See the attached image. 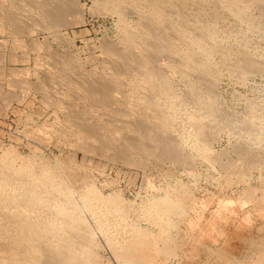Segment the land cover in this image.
Wrapping results in <instances>:
<instances>
[{
	"label": "bare ground",
	"instance_id": "obj_1",
	"mask_svg": "<svg viewBox=\"0 0 264 264\" xmlns=\"http://www.w3.org/2000/svg\"><path fill=\"white\" fill-rule=\"evenodd\" d=\"M95 1L120 16L122 35L115 42L103 41L98 57L84 61L71 53L56 57L43 52L33 37L38 30L64 26L69 12L78 8L77 0H0V31L12 37L0 40V47L8 49L13 65L30 58L34 65L33 81L11 71V92H41L55 106L54 121L29 132L30 138L84 155L79 163L71 153L58 155L53 163L33 150L1 153L0 264H102L103 255L97 257L102 247L119 264H159L160 257H172L175 264H264V226L256 235L242 236L243 253L236 254L227 242L214 247L202 236L223 237L225 231L210 233L200 226L201 196L196 193L197 201L193 192L202 188L197 167L205 163L214 171L217 184L212 187L240 183L242 201L255 203L254 211L264 219V0ZM132 10L141 17L134 26L125 18ZM256 76L263 79V89L252 87L256 97L234 93L232 105L223 102V80L245 86ZM221 133L237 140L230 149L214 151L212 142ZM92 158L139 170L154 166L162 174L167 164L180 165L188 179L168 177L159 192L154 189L157 194L144 191L135 205L124 200L119 188L111 193L97 188L89 171ZM252 171L259 173L256 185ZM204 186L203 191L211 187ZM221 200L218 217L233 204ZM199 226L206 232L201 237Z\"/></svg>",
	"mask_w": 264,
	"mask_h": 264
},
{
	"label": "rangeland",
	"instance_id": "obj_2",
	"mask_svg": "<svg viewBox=\"0 0 264 264\" xmlns=\"http://www.w3.org/2000/svg\"><path fill=\"white\" fill-rule=\"evenodd\" d=\"M97 4V5H96ZM77 5H78V10L76 9V11L74 12H69V14L66 16V23L65 24H63L64 26H59V27H57V30L54 28V30L52 29V30H47V29H41V31H43V32H41L40 30H38V31H36L34 34V39H36L39 43H40V46L42 47V51L43 52H47V53H49L50 52V54L51 55H55L56 57L58 56V57H63L64 56V54H66V55H70V54H68V53H71V55L73 56H75V57H77V58H80L81 60H84V61H86L87 59H89V57L90 58H92V59H94L95 57L97 58L98 57V55L100 54V51H101V47H102V45L104 44H102V42L104 41H110V42H115V41H117L118 40V37H120L121 38V36H119L120 35V33L122 32V30H120V28H121V18H120V16L118 15V14H115L114 12H112V11H110V10H108L107 8V11L105 10V8L104 7H102L101 5H100V3H97V1H95V0H77ZM103 8V9H102ZM106 11V12H105ZM109 12V13H108ZM252 14L253 15H257V11L256 10H253L252 11ZM126 18V22H129L131 25H133L134 26V24L139 20V18H141L140 17V14L138 13V12H136L135 10H132L131 12H129L128 14H127V16L125 17ZM68 21V22H67ZM60 28V29H59ZM57 31H59V32H57ZM4 32H5V30H4ZM56 32V33H55ZM55 33V34H54ZM9 34H7V33H3V31H0V40L1 41H3L4 40V42L6 41V42H10L11 40H12V37L11 36H8ZM121 35H122V33H121ZM48 37V38H47ZM60 37V38H59ZM7 39H8V41H7ZM42 39H43V41H42ZM44 40H45V42H44ZM48 41V42H47ZM45 43V44H44ZM49 43V45H47ZM1 49H0V57L2 58V60L0 61V71L1 72H3V75H0V156L2 155L1 153H3V151H5V150H8V149H10V150H14V151H18V153H22L23 155H25L26 154V152L28 153V152H30V150L32 151H36L37 152V154L39 155H41L42 157H45V158H49L48 160H52L53 161V163H56L57 162V160L58 159H60L59 158V156L61 157V158H63V157H66V155L68 156L70 153L72 154V150L69 148V146H57L56 144L54 145V142L52 141L51 143L53 144H49V145H47V146H41L38 142H36L34 139H32V138H30V136H29V134L31 133V131L33 132V131H36V130H38V128L40 129V128H43V125L44 124H48V123H52L53 121H54V119H55V116L54 115H56L55 114V110H54V105H52L51 103L49 104V102H46L47 100L44 98V95L41 93V92H37V91H34V90H20V91H14V92H17V94H14V92H11L12 90H11V87H10V85L8 86V84L10 83V81H9V79L11 80L12 78V76H10L11 74V71L12 70H17V71H19L20 72V74L24 77V78H20V79H26V80H30V81H33L34 80V77H33V75H31V73H32V70H33V68H34V65H33V60H32V58H30L31 60H29V59H27V60H25V61H19V62H16V63H14V65H13V62L12 63H10V59L8 60V58H9V51H8V49L7 48H3V47H0ZM45 48V49H44ZM47 48H50V49H47ZM7 49V50H6ZM3 51V52H2ZM6 51V52H5ZM53 53V54H52ZM58 54V55H57ZM97 54V55H96ZM61 55V56H60ZM5 60V61H4ZM26 61H28V62H26ZM30 61V62H29ZM22 62H24L23 64H24V66H23V64H21ZM26 62V63H25ZM94 65V64H93ZM2 66V67H1ZM8 66V67H7ZM14 66V68L12 69V67ZM27 66V67H26ZM28 66H30V67H28ZM11 67V68H10ZM16 67V68H15ZM21 67V68H20ZM24 67V68H23ZM21 69V71H20V69ZM23 70V71H22ZM26 70V71H25ZM25 71V72H24ZM30 73V74H29ZM27 74H29V75H27ZM6 75V76H5ZM27 76H29V77H27ZM6 77V78H5ZM10 77V78H9ZM26 77V78H25ZM7 79V80H6ZM255 81V82H254ZM227 82V83H226ZM250 82V83H249ZM245 86H240V85H238V84H235V85H232V84H234V83H230L228 80L226 81V80H223L222 82H221V84H220V90H221V92H222V95H223V102L225 103V104H227L228 105V103H230L228 106H230V105H232L233 103H231L230 101H233L234 102V96L237 94V95H240L241 93V95L243 96V94H244V96L243 97H248V98H250V97H256V95L258 94V92H255L254 90H252V87H254L255 85L257 86H259V88H260V90L261 89H263V85H261V84H263V79L261 78V77H253V78H251V80L249 81ZM253 83H254V85H253ZM4 84V85H3ZM228 85V86H227ZM253 85V86H252ZM7 86V87H6ZM9 87V88H8ZM7 88V89H6ZM258 88V89H259ZM4 89V90H3ZM234 89H237V91L238 92H236ZM26 92V93H24V92ZM28 91V92H27ZM9 92V93H8ZM2 93V94H1ZM224 93V94H223ZM234 93H236V94H234ZM240 93V94H239ZM41 94H42V96H41ZM226 94V95H225ZM5 95H7L6 96V98H5ZM10 95V96H9ZM8 97V98H7ZM44 99H43V98ZM21 99V100H20ZM23 99V100H22ZM225 99V100H224ZM226 101V102H225ZM262 101H263V106H264V98L262 99ZM242 103V102H241ZM240 103V104H241ZM240 104H238V107H237V109L238 110H243V108H242V106H240ZM241 107V109H240V107ZM53 111V112H52ZM49 115V116H48ZM47 119H46V118ZM50 119H52V120H50ZM33 121H34V123H33ZM44 121V122H43ZM46 121V122H45ZM36 122V123H35ZM43 122V123H42ZM28 126V127H27ZM45 126V125H44ZM32 129H35V130H32ZM30 132V133H29ZM26 133V134H25ZM227 134L228 133H221V135H220V137H219V135L217 136V140L215 141L214 140V142H212L213 144V146L211 147L212 148V150H214V151H223L221 148H225V149H230L232 146H231V144L233 143L234 144V142H236V138H234V137H232V135L231 134H229V136H227ZM29 137H28V136ZM219 137V138H218ZM227 137H229L230 139H231V141H230V139H228ZM33 141H32V140ZM234 140V141H233ZM218 141V142H217ZM31 144H30V143ZM37 143V144H36ZM230 143V144H229ZM232 144V145H233ZM37 145V146H36ZM226 145V146H225ZM228 145H230V146H228ZM54 146V147H53ZM55 146H56V148H55ZM65 147H67V148H65ZM15 148V149H14ZM223 148V149H224ZM34 149H36V150H34ZM224 149V150H225ZM40 150V151H39ZM16 151V152H17ZM45 151V152H44ZM47 151V152H46ZM61 152H63V153H61ZM76 152V153H75ZM60 153V154H59ZM74 153H75V155L74 154H72V155H74V162H77V163H79L80 162V160H81V162L83 161V159H84V155L82 154V152H77V151H74ZM55 155H56V157H55ZM59 155V156H58ZM73 157V156H72ZM58 158V159H57ZM235 158V157H234ZM76 159V160H75ZM93 160H89V166H90V168H89V171H91L93 174H91L92 175V177L93 176H95V177H93V183L96 185L97 183L98 184H100V185H98L97 184V188L99 187V189H101L102 191H104V193L106 192V193H111V192H115L118 188V190H120V191H118L117 190V192H119V194H120V192H121V194H123V196H125L124 197V200L125 199H129V201L127 200H125L126 202H129V203H131V201H132V203L133 204H135L136 205V202H137V204H139L140 203V201L144 198V196H146V194H147V191H148V194H149V192H150V194H157L156 193V189H157V191H158V189L160 188V186L161 185H163L164 184V182L165 181H167V180H169V179H174V176H175V178H176V176L179 178V177H181V176H184V177H181V179L182 180H184V181H187V179H188V176H187V174H186V176H185V174L183 175L182 173L184 172V169H182V167L180 166V165H176V167H174V165H173V168H172V166H171V164H167L166 166V168L169 170L170 169V167H171V169H174V171L173 170H171L170 169V171H168L167 173H168V175H167V173L165 174V172L167 171L166 170V168L164 167V168H162V171H164L163 172V174H162V172H160V170L158 171L157 169H154V168H156V167H154V166H152V168H151V166H149L148 167V169L150 168L151 170L152 169H154V170H152V171H150V169L148 170V169H146V170H144V169H140L139 170V168L137 169L136 167H130V166H128V165H123V164H121V163H116L115 161H111V160H105L104 161V159H102V161H101V159H98L99 161H96L97 160V158H92ZM96 159V160H95ZM50 160V161H51ZM54 160H56V161H54ZM90 162H92V163H90ZM94 162H99V164H96V163H94ZM103 162V163H102ZM113 162V163H112ZM0 163H1V158H0ZM94 163V164H93ZM101 163V164H100ZM114 163H115V165H114ZM94 165V167H93V165ZM96 164V165H95ZM106 164V165H105ZM119 164V165H118ZM100 166V167H98V166ZM103 165V166H102ZM200 165H201V167L203 166V169H201L200 168ZM200 165H198V167L200 168H198L197 167V170L199 171V175H201V177L199 176V183L200 184H198L199 186L198 187H200V186H202V188H198V189H196L195 188V190H197V191H193V192H195V195H196V193H198V194H200V201L201 202H198L199 204H200V206L202 207V208H200L201 209V212L199 213L200 215L199 216H201L200 218L202 219V220H200L199 219V221H201V227L206 231V232H213L212 230H214V232H215V230L217 229V231H220L221 229L223 230V231H225V233H223V237H221V235H220V232H216L215 234H219L220 235V237L219 236H217V235H214L213 233H212V235L214 236V238H213V240H212V235L211 234H209V233H207V235L203 232H201V229L202 228H200V226L198 227V228H200V231H199V229H198V231L200 232V234L199 233H197V235L198 236H202L203 234H205L204 236H202V237H204L205 239H210V240H207L206 242H208V243H210V242H212L213 244H215V245H213L212 243H210L212 246H214V247H221V246H224V245H226L227 243L229 244H231V247L233 248V249H235L234 250V252L236 253V254H239V253H241L242 252V250H243V252H244V250H246L245 248H246V243L243 241V238L245 237V236H251L252 235V233H253V235H256V233L258 234L259 232H261V230L260 229H262L263 228V223H264V219H262L263 217L260 215V217H258V214H257V211L255 210L254 211V209H256L257 207H256V204L254 203L253 204V202H251V201H247V200H245V201H242L243 200V198H241L240 197V192H241V189H242V187L240 186V183L238 184V182H235L236 184H238L237 186H236V184H233L232 186L231 185H229V186H227V187H225V186H219V187H221L222 189H220L219 187H218V185H216L217 187H215L214 188V184L216 183V182H214V179L212 178V174H214V171H210L209 170V168H205V167H207V165L205 164V163H202V164H200ZM96 166V167H95ZM107 166V167H106ZM118 166V167H117ZM93 167V168H92ZM106 167V168H105ZM103 168H105V169H103ZM115 168V169H114ZM130 168V169H129ZM177 168H179V170H177ZM204 168H205V170H206V172L204 171ZM102 169V170H101ZM117 169V170H116ZM136 169V170H135ZM166 171H165V170ZM124 170H126V171H124ZM180 170H182V171H180ZM202 170V171H201ZM208 170V171H207ZM100 171V172H99ZM102 171V172H101ZM123 171H124V174H123ZM131 171V172H130ZM136 171V172H135ZM146 173H145V172ZM158 171V172H157ZM172 171V172H171ZM175 171H178V172H175ZM197 171V172H198ZM218 171H219V173L220 174H222V172L218 169ZM217 171V172H218ZM126 172V173H125ZM136 174H135V173ZM149 172H153V173H149ZM156 172V173H155ZM161 173V174H158V176L159 177H157V173ZM170 172V173H169ZM173 172H175L174 174H176V175H174L173 174ZM179 172H181V174H180V176H179ZM203 172V173H202ZM213 172V173H212ZM147 173H149V175L150 176H147L148 174ZM156 175H155V174ZM171 173H172V176H173V178H171L172 176H170L171 175ZM185 173V172H184ZM255 173H258V172H256V171H252L250 174L252 175H250L249 174V176H250V179L252 180V183H256L257 181V178H258V175H259V173H258V175L257 174H255ZM120 176H119V175ZM155 176H154V175ZM165 174V175H164ZM170 174V175H169ZM255 174V175H254ZM99 175V176H98ZM161 175H164L163 176V178H162V176ZM167 175V176H166ZM206 176V178H205V176ZM210 177H208V176ZM101 176V177H100ZM144 176H145V178H144ZM161 176V177H160ZM136 177V178H135ZM147 177V178H146ZM154 177V178H153ZM157 177V178H156ZM166 177V178H165ZM168 177H169V179H168ZM187 177V178H186ZM256 177V178H255ZM124 178V179H123ZM129 178V179H128ZM143 180H142V179ZM159 178V179H158ZM184 178V179H183ZM256 180H255V179ZM135 179V180H134ZM200 179H201V181H200ZM202 179H203V183H202ZM209 181H207V180ZM131 180V181H130ZM148 180H150L151 181V183L153 182L154 183V185H152L151 186V184L149 185V183H146ZM163 180V181H162ZM135 181V182H134ZM150 181H148V182H150ZM161 181V182H160ZM211 181V182H210ZM101 182V183H100ZM104 182L107 184H105V186H108L109 185V183H110V188L112 187V186H114L115 188H109V186L108 187H106L105 188V186H103V184H104ZM131 182H133V183H131ZM143 182V183H142ZM209 184H208V183ZM113 183L115 184V185H113ZM141 183V184H140ZM152 183V184H153ZM155 183L158 185V186H156L155 185ZM158 183H161V184H158ZM213 183V187H212V184ZM146 184H148L149 185V187L146 185ZM217 184V183H216ZM112 185V186H111ZM130 185V186H129ZM141 185V186H140ZM146 185V186H145ZM206 186L207 187V189L209 188L208 186H211L209 189H208V191H205V189H204V191H203V186ZM242 185V184H241ZM256 185V184H255ZM101 186V187H100ZM132 186V187H131ZM134 186V187H133ZM141 188H140V187ZM204 186V188H206ZM243 186V185H242ZM104 187V188H103ZM146 187H148V189L149 190H147V188ZM155 187H157V188H155ZM159 187V188H158ZM225 189H224V188ZM241 187V188H240ZM117 188V189H116ZM139 188V189H138ZM153 188V189H152ZM219 190H218V189ZM226 188H227V190H226ZM106 189V190H105ZM110 189V190H109ZM142 189H143V191H142ZM150 189H152V192H153V190L155 191V192H151V190ZM200 189H202L201 191H200ZM233 191H232V190ZM211 192H210V191ZM109 191H111V192H109ZM136 193H135V192ZM144 191L146 192V194L144 193ZM218 191V192H217ZM226 191V192H225ZM232 191V192H231ZM235 191V192H234ZM159 192V191H158ZM207 192V193H206ZM210 192V193H209ZM219 192H220V194H219ZM204 193V194H203ZM211 193H212V195H211ZM219 195H218V194ZM226 193V194H225ZM234 193V194H233ZM143 194H145V195H143ZM147 194V195H148ZM149 194V195H150ZM209 194V195H208ZM218 195V197H220V200H217V199H219L216 195ZM223 194V195H222ZM238 194H239V196H238ZM225 195H227L226 197H225ZM228 195H229V198H228ZM234 195V196H233ZM122 195H121V197H123ZM207 196V197H206ZM210 196V197H209ZM222 196V197H221ZM235 196H236V198H235ZM134 197V198H133ZM135 197H137V198H135ZM141 197H142V199H141ZM198 197H199V195H196V200L198 199ZM202 197H203V199H205V197H206V201L208 200V202L212 199V197H214L213 198V203H212V201H210L209 203L208 202H206L205 200H202ZM140 198V199H139ZM210 198V199H209ZM223 198H225V199H229V200H231L232 202H233V204H231L232 206H230L231 208L227 211V212H224L223 213V215L220 213V215H222V216H220V217H218L216 214L218 213V210H219V206H220V204H219V202L221 203L222 202V200L221 199H223ZM230 198H232V199H230ZM198 201V200H197ZM203 201L205 202V203H203ZM216 203H215V202ZM234 202H236V203H234ZM246 202V203H245ZM248 202V203H247ZM203 203V204H202ZM241 203V204H240ZM238 204V205H237ZM244 204V205H243ZM247 204V205H246ZM253 204V205H252ZM203 205V206H202ZM204 205L206 206V208L204 207ZM212 205V206H211ZM219 205V206H218ZM199 206V205H198ZM235 206V207H234ZM212 207V208H211ZM215 207V208H214ZM256 207V208H255ZM205 208V209H204ZM237 208H239L238 209V211H237ZM203 209H204V213L202 212L203 211ZM244 209V210H243ZM248 209V210H247ZM230 210H231V212H230ZM216 211V212H215ZM237 213H235V212ZM245 211V212H244ZM247 211H248V213H249V211H250V213L252 214H248L247 213ZM231 213V215H230V213ZM232 212H234L233 214H232ZM243 212V213H242ZM203 213V214H202ZM209 215H208V214ZM211 213V214H210ZM203 215V217H202V215ZM244 216H243V215ZM247 214V216H245ZM254 214V215H253ZM238 215V216H237ZM213 216H215V217H217L218 218V220L219 219H221V218H223L224 220H219L218 222H217V220L215 219H213V218H215V217H213ZM225 216H226V218H227V220H226V218H225ZM210 217H213L212 219L210 218ZM248 217H250V220H252V221H250L249 220V218ZM257 217V218H256ZM229 218V219H228ZM244 220H243V219ZM247 218V219H246ZM205 219V220H204ZM211 221H210V220ZM214 220V221H213ZM246 220V222H244ZM210 221V222H209ZM213 221V222H212ZM216 221V222H215ZM227 221V222H226ZM242 221V222H241ZM257 221V222H256ZM209 222V223H208ZM212 222V223H211ZM216 223V227L214 226V224ZM223 222V223H222ZM237 222V223H236ZM238 222H240L239 224H238ZM250 222V224L252 225H250V224H248V223ZM254 222V223H253ZM226 223V224H225ZM234 223V224H233ZM244 223V224H243ZM247 223V224H246ZM210 224H213V226H211ZM236 224V225H235ZM223 225V226H222ZM225 225H226V227H225ZM238 225V226H237ZM242 225V226H241ZM246 225V226H245ZM250 226V227H248V226ZM210 226L211 227H213L212 229H210ZM219 226V227H218ZM235 226V227H234ZM261 228H260V227ZM240 227V228H239ZM245 227V228H244ZM210 230H209V229ZM215 228V229H214ZM220 228V229H219ZM230 228V229H229ZM241 228L243 229V230H241ZM257 228H259V229H257ZM208 229V230H207ZM219 229V230H218ZM253 229V230H252ZM227 230V231H226ZM231 230V231H230ZM258 230V231H257ZM203 231V230H202ZM242 231V232H241ZM257 231V232H256ZM250 234H249V233ZM237 233H239L240 235L239 236H241V237H239L238 235H237ZM227 234V235H226ZM236 234V235H235ZM209 235H211V238H210V236ZM206 236V237H205ZM215 236L217 237V239L215 238ZM233 236V237H232ZM235 236V237H234ZM239 238H238V237ZM242 236H243V238H242ZM208 237V238H207ZM219 237V238H218ZM227 237V238H226ZM203 238V240L205 241V239ZM221 238V239H220ZM224 238H225V240H224ZM240 238H242L241 240L243 241H240ZM214 239H216L215 240V242H214ZM230 239V240H229ZM238 239V243H237V240ZM228 240V241H227ZM192 241V240H191ZM219 241H220V243H219ZM224 241V242H223ZM225 242H227L226 244H225ZM220 244V245H219ZM241 245V247H239L240 245ZM243 246V247H242ZM245 247V248H244ZM103 248V247H102ZM100 249L99 251L101 252L100 254H98L97 253V257H98V255H103V256H101L100 258H101V260H100V258H99V260L102 262V264H106V261L107 262H109L110 264H119L118 262H116L115 261V259L113 260V258L111 257V254H110V252L107 250V249ZM239 250V251H238ZM241 250V251H240ZM104 251V252H103ZM106 251V252H105ZM242 252V253H243ZM109 258V259H108ZM169 259V260H168ZM159 264H172V262H173V264H175L176 262H175V259H173L172 257L171 258H164V257H160L159 259ZM166 263H165V262ZM169 261V262H168ZM172 261V262H171ZM164 262V263H163ZM109 263H107V264H109ZM121 264V263H120Z\"/></svg>",
	"mask_w": 264,
	"mask_h": 264
}]
</instances>
